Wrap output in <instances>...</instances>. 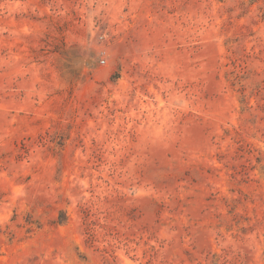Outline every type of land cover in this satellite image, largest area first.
Returning a JSON list of instances; mask_svg holds the SVG:
<instances>
[{
    "label": "rangeland",
    "instance_id": "1",
    "mask_svg": "<svg viewBox=\"0 0 264 264\" xmlns=\"http://www.w3.org/2000/svg\"><path fill=\"white\" fill-rule=\"evenodd\" d=\"M0 264H264V0H0Z\"/></svg>",
    "mask_w": 264,
    "mask_h": 264
}]
</instances>
